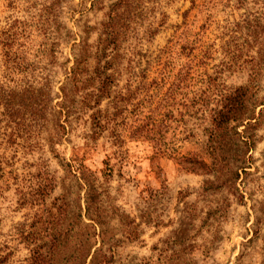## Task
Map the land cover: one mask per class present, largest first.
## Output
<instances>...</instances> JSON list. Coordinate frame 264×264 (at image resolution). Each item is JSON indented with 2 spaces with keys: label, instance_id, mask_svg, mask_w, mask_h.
Masks as SVG:
<instances>
[{
  "label": "rangeland",
  "instance_id": "374dc122",
  "mask_svg": "<svg viewBox=\"0 0 264 264\" xmlns=\"http://www.w3.org/2000/svg\"><path fill=\"white\" fill-rule=\"evenodd\" d=\"M112 1L64 0L51 11L48 0H0V88L46 77L51 104L68 109L58 158L48 152L47 127L6 124L0 114V264H28L30 243L50 239L63 241L42 264H259L263 71L261 111L248 129L254 142L234 187L203 191L212 176L191 171L183 158L206 159L203 128L223 95L246 83L263 45L264 0H129L105 92L93 89L96 82L72 91V54L82 37L95 43ZM85 25L92 27L86 35ZM62 27L51 50L44 32ZM13 61L19 68H9ZM87 65L92 70L94 61ZM90 92L98 104L94 94L84 98L88 107L78 102ZM92 130L96 140L82 148ZM72 153L90 171L94 193L77 171L59 165Z\"/></svg>",
  "mask_w": 264,
  "mask_h": 264
},
{
  "label": "trees",
  "instance_id": "16d2710c",
  "mask_svg": "<svg viewBox=\"0 0 264 264\" xmlns=\"http://www.w3.org/2000/svg\"><path fill=\"white\" fill-rule=\"evenodd\" d=\"M64 0H48V8L53 11ZM129 0H114L112 1L105 12V20L98 23V36L94 44H89L86 39L82 37L79 40L76 52L72 54L71 65L67 71V83L72 87V91H79L84 89L87 85L96 82L92 86L96 92L106 90L108 82L112 80L116 72L117 64L114 62L118 53L120 36H122L121 29L127 20L128 3ZM92 27L84 26L81 30L84 35ZM59 29V26H58ZM63 31L53 35L50 31L44 34L50 35L48 46L51 48L58 46L60 40L63 39L65 28ZM263 45L259 48L256 57L250 61V73L246 78V83L237 85L231 91L223 95L219 108L213 111L209 127H204L207 133V144L205 145L206 159L200 155L190 154L183 158L184 164L191 171L201 172L203 174L211 175L212 179H205L202 183L203 191L219 190L221 188L234 187V181L238 178L239 173L244 172L243 166L247 159V152L254 142V135L248 132L257 124V115L261 109L255 113V108L262 105L260 98V86L258 79V71L264 72V38ZM8 54V53H7ZM10 59V56L7 57ZM103 58V59H102ZM94 61L92 70L88 69V61ZM9 67L17 68L16 61ZM19 68V66H18ZM33 79V77H32ZM69 88L59 87V94L61 99L67 100ZM94 93H84L82 100L78 101L84 104L85 96ZM49 81L46 77L39 76L34 81L25 80L22 84L14 88L1 89L0 88V114L5 118V123H12L19 125L20 120L27 121L28 126L47 127L46 138L48 152L54 158H58L55 151V146L59 144L61 135L66 132V122L68 121L67 105L61 103L60 100L51 104L52 96ZM96 98L93 103L98 104V95L94 94ZM84 106L88 107L89 103ZM57 109H56V108ZM32 123V124H29ZM99 124L98 122H96ZM242 127L237 131L238 127ZM97 136L96 131H91L90 134L84 135V143L81 146L86 147L88 141H95ZM80 147V148H81ZM59 165L67 172L77 171L80 177L85 181L88 190L94 193L92 187V179H87L91 173L81 164V159L75 153L65 160L59 159ZM77 164V165H76ZM74 166V169H72ZM74 170V171H73ZM110 166L104 162L103 175L110 173ZM61 200L56 198V200ZM58 206L57 208H59ZM261 216L254 218L259 222L264 220V211L260 210ZM98 223V219H93ZM73 226L64 228V234L72 233ZM61 239H50L49 241H40L30 243L31 247L28 249V264H42L43 262L50 263L54 249L62 243ZM260 262L264 264V239L261 245ZM3 258L0 257V263ZM53 261V260H52ZM73 264H80V261Z\"/></svg>",
  "mask_w": 264,
  "mask_h": 264
}]
</instances>
